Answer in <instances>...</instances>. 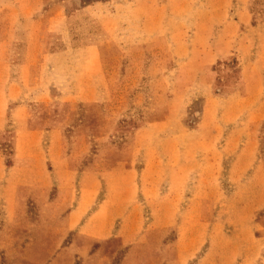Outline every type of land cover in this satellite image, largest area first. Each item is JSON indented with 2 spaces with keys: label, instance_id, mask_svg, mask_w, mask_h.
Here are the masks:
<instances>
[{
  "label": "rangeland",
  "instance_id": "1",
  "mask_svg": "<svg viewBox=\"0 0 264 264\" xmlns=\"http://www.w3.org/2000/svg\"><path fill=\"white\" fill-rule=\"evenodd\" d=\"M261 24L264 0H0V264H88L84 243L68 248L80 233L143 234L173 218L170 237L196 236L200 217L205 239L194 243L205 246L189 264H215L234 230L229 162L220 178L203 172L201 192L193 175L173 192L180 203L165 197L166 165L180 170L183 159L191 170L202 154L227 151V136L204 146L203 131L226 120L223 100L246 101L233 97L244 49L256 51L260 35L246 30ZM261 221L264 212L256 236ZM153 253L142 250L141 264ZM103 254L104 264H133L127 246Z\"/></svg>",
  "mask_w": 264,
  "mask_h": 264
},
{
  "label": "crops",
  "instance_id": "2",
  "mask_svg": "<svg viewBox=\"0 0 264 264\" xmlns=\"http://www.w3.org/2000/svg\"><path fill=\"white\" fill-rule=\"evenodd\" d=\"M246 31L250 36L258 31L260 32L259 38L257 39L259 48L256 51L249 50V47L246 45L244 49L242 61L243 85L242 89L237 91L233 97V101L237 98H245L246 101L234 105L230 100H223L221 110L228 119L225 118L226 120L219 124L213 122L211 125L208 122L203 131L205 135L203 138L204 141L201 143L204 146L211 147L213 145L217 147L221 144V138L225 135L228 138L225 139L224 143L227 151L223 154L219 152L217 156L215 154L211 155L210 153L202 154L200 160L203 163H195L194 169L196 168V172H192L194 169L188 170L189 168L186 167L187 164L183 159L178 165L181 166L180 170L176 169L177 167L173 168L172 161H168V167L166 165V170L168 168V181L166 180L165 183V197L166 199L176 200L178 196L174 198L173 192H178L179 194L184 193L186 191L185 187L190 184L191 178L195 179V176H198L196 182L191 183L193 185L196 184L195 191L201 192L202 188L199 187L203 186V181L199 179L200 176H203V172L210 171V174L214 178H220L221 162L225 160L229 162L227 176H230V179L226 186L230 193L232 192V194L236 195L234 201L235 215H232L225 222V225L229 224L232 228L234 227V230H232L233 232L230 230V235L226 236L229 241L224 245L226 247L225 249H227L225 250L226 252L222 254L223 256H220V259L223 260H214L215 264H220V262L222 264H264V259L260 260V258H264V222L261 221L262 234L260 236H256L255 232L257 230L254 225L256 224L255 220L257 221V215L260 212H264V159H262L259 152L261 140L264 139V127H262L264 124V24L250 26ZM245 40L246 38H244ZM220 52L221 50H213L214 56L210 58L211 63L220 57ZM254 56L256 57L254 58ZM206 57V59H209L208 55ZM208 107L210 108L211 106ZM209 166H212V168ZM237 176L240 180L235 184L237 179L233 180V178ZM179 177L180 181L178 180ZM174 179H177L175 182L180 184V189H174ZM133 191H135V186ZM248 191L254 192V197L250 202L243 198L244 194ZM182 200L183 198L176 201L180 203ZM106 205H108V201L105 202L102 209ZM81 207L86 206L82 205ZM79 210L71 212L66 220L65 226L68 227L69 231L75 228L74 224L76 225L77 220L81 216V210ZM238 212L245 213V223H241L238 220ZM173 221L172 218L170 222L165 224L164 228L151 230L143 234L138 224L139 231H136L134 228V231L130 235H126L125 233L114 235L113 232L107 234L104 233L102 230L103 226H101V233L93 234L84 232L76 235L79 238L77 239L75 237L76 239L74 238L75 240H73L72 244L68 243V248L78 253L82 251L79 247L84 243L87 250L90 249L89 261L93 264H104L103 250L110 247L114 249L119 247L124 250L126 246L130 248L129 257L133 264H141L143 257L142 250L145 248L154 250V255L152 254L148 264H189L199 256V251L204 249L205 244L196 246L194 241H198L199 239H201V242L204 241L205 231L202 225L206 222L202 217L197 220L196 225L200 226L196 229V236H189V232L183 229V232L179 236L170 237L167 227L169 225L171 226ZM175 221H179L183 225L187 223L186 219L182 220L177 217ZM240 228L245 229L248 236H240ZM223 234L225 236V233ZM42 237L45 236H40L38 239ZM62 237L63 241H66L69 236H54V240L56 242L61 241ZM215 237L219 238L222 236H213L210 241H213L212 239L215 240ZM94 247H98L99 251L93 253Z\"/></svg>",
  "mask_w": 264,
  "mask_h": 264
}]
</instances>
